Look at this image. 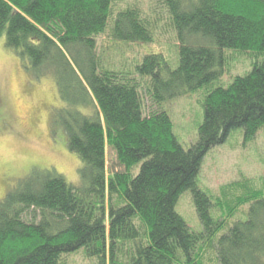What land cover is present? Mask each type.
I'll list each match as a JSON object with an SVG mask.
<instances>
[{
    "label": "trees",
    "instance_id": "16d2710c",
    "mask_svg": "<svg viewBox=\"0 0 264 264\" xmlns=\"http://www.w3.org/2000/svg\"><path fill=\"white\" fill-rule=\"evenodd\" d=\"M160 1L175 61L144 55L129 74L106 69L96 37L110 30L114 43L152 44L154 26L135 8L112 15L114 0H0V38L33 77L54 82L62 107L51 125L81 162L77 186L52 168L32 169L0 199V264H70L77 254L92 264H201V248L218 264H264V192L234 183L222 197L241 194L221 203L198 186L212 148L234 130L249 141L264 127V60L226 87L220 79L225 50L264 52V0ZM204 87L198 139L185 148L165 108ZM187 191L199 232L175 209ZM247 204L246 219L217 237L226 226L218 207L228 219Z\"/></svg>",
    "mask_w": 264,
    "mask_h": 264
},
{
    "label": "rangeland",
    "instance_id": "374dc122",
    "mask_svg": "<svg viewBox=\"0 0 264 264\" xmlns=\"http://www.w3.org/2000/svg\"><path fill=\"white\" fill-rule=\"evenodd\" d=\"M126 8H135L142 19L154 26V42L141 45L114 43L110 30H106L103 35L96 37V53L106 69L130 74L144 55L156 53L163 54L167 61L173 63L176 33L170 27L168 12L161 1L114 0L112 15ZM225 55L227 61L220 77L225 87L233 77L248 73L255 62L264 60V52L225 50ZM176 65L171 66L175 68ZM147 82L144 78L140 88L144 111L149 113L156 106L145 96ZM213 83V88L221 85L219 81ZM210 89L201 88L175 98L166 105L165 110L173 123V133L185 148L195 144L198 139V126L203 120L202 103ZM61 107L52 79L33 77L16 52L7 48L4 38H0V199L32 169L42 171L52 168L68 183L79 185L78 170L81 162L77 155L69 151L63 131L51 125L53 112ZM114 161V154L108 151L107 173ZM263 175L264 127L249 141H245L239 129L231 132L225 143L206 154L198 176V186L211 195L213 202L219 198L224 203L241 194V190L234 189L222 197L223 189L234 183L248 182L253 191L264 192ZM248 206L239 208L228 219L218 207L216 216L226 218V226L217 237L234 222L245 220ZM175 209L192 231L202 230L190 191L179 197ZM211 216L216 218L212 211ZM197 254L201 264H218L213 250L201 248ZM66 263L92 264V261L77 254L67 258Z\"/></svg>",
    "mask_w": 264,
    "mask_h": 264
}]
</instances>
